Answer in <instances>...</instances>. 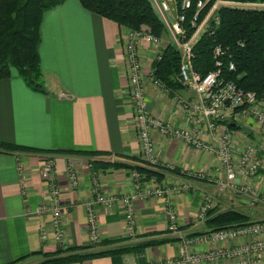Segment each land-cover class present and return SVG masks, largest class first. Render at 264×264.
Segmentation results:
<instances>
[{"label":"crops","instance_id":"0c3cea01","mask_svg":"<svg viewBox=\"0 0 264 264\" xmlns=\"http://www.w3.org/2000/svg\"><path fill=\"white\" fill-rule=\"evenodd\" d=\"M122 31L123 28L115 22L83 8L79 0H65L45 12L41 23L39 56L46 92L28 88L12 71L9 78L0 80V141L42 151L0 149V264H8L34 251L53 253L59 247L91 245L83 201L91 195L93 178L99 181L105 194L123 195L132 191V168L92 166L93 159L87 157L84 158L88 160L76 163L81 182L76 190H72L68 186L64 154L49 152L101 151L107 153L106 157H114L129 165H141L132 160L140 158V144L127 93ZM148 49L143 42L140 54L145 69L151 58ZM178 93L186 97L190 95L186 88ZM147 102L151 112L175 125H185L182 114L170 104L168 95L149 86ZM260 131L263 134L260 132L259 141H262L264 131ZM153 137L160 162L175 166L180 174H213L216 161L212 156L175 138L164 139L156 132ZM49 154L56 156L55 182L61 191L62 224L66 233L62 246L51 240H40L36 228L38 222H47L35 213V209L49 199L48 183L40 176L42 157ZM19 164L25 170L24 180L17 169ZM163 172L160 183L154 179L146 183L153 186L177 183L183 177L178 173ZM263 172L264 167L260 176ZM260 176L258 179L264 184ZM196 182L203 187L201 190L191 189L170 196L184 225L193 223L202 190L213 191L210 181ZM223 200L226 202L227 199ZM164 204L163 198L137 203L133 235L126 233L124 211L120 205L111 209L97 206L101 240L123 239L113 244L117 246L168 239ZM98 248L96 245L92 249ZM178 254L177 243L170 239L142 251L107 254L61 264H149Z\"/></svg>","mask_w":264,"mask_h":264},{"label":"built area","instance_id":"2783aa9c","mask_svg":"<svg viewBox=\"0 0 264 264\" xmlns=\"http://www.w3.org/2000/svg\"><path fill=\"white\" fill-rule=\"evenodd\" d=\"M175 7H172L171 3ZM210 0H197L196 12L190 20L193 32L186 36L183 25L185 11L191 7V0H150V3L162 23L167 41L156 37L149 30L124 29L121 34V50L124 71L128 79V97L133 110L134 126L140 144V159L151 167H165L168 171L175 166L160 162L156 151L153 133L162 138H175L188 147L212 156L216 163L212 175L204 172H188L177 183L169 182L153 186L142 180V176L133 170L132 191L128 194H105L97 179L91 181V195L83 201L87 211V230L89 242L96 245L101 241L99 218L96 207L111 209L116 204L124 211L126 233L133 235L136 224V205L151 198H163L165 205L166 232L174 239L179 254L170 258L150 262L149 264H264V219L251 220L245 224L228 226L219 230H205L207 213L217 204L225 209H233L238 203L248 207H264V188L259 172L263 168L264 140L257 144L239 138L231 123L241 118L251 117L264 131V100L253 91L239 88L232 80L221 76L223 54L221 47L213 49L216 68L201 74L192 64V47L207 29L210 21L218 24L216 13L221 5H245L262 7L264 3H240L233 0H214L206 14L199 19V12ZM148 45L151 53L149 66L144 67L140 54L142 43ZM165 44H171L180 51V66L175 79L192 93L190 98H182L176 92L170 94L164 83L155 78L152 64L161 59ZM228 69L234 65L229 62ZM149 86L170 96V104L182 114L185 125H175L160 114L148 108L147 92ZM63 96V95H61ZM65 96V95H64ZM261 104V105H259ZM68 186L76 190L81 182L77 171V158L64 155ZM54 154L42 157L40 176L48 183L49 199L35 209V213L47 220L36 225L40 240H51L57 245L65 243L63 228V210L61 191L55 182ZM113 161V160H112ZM21 180L25 179V170L18 165ZM207 180L212 184V193L202 190V200L194 221L190 225L182 224L170 196L182 192L201 190L197 183ZM220 198H226V202ZM223 202V203H222ZM237 207V206H236ZM202 226V229L199 230Z\"/></svg>","mask_w":264,"mask_h":264},{"label":"trees","instance_id":"16d2710c","mask_svg":"<svg viewBox=\"0 0 264 264\" xmlns=\"http://www.w3.org/2000/svg\"><path fill=\"white\" fill-rule=\"evenodd\" d=\"M65 0H0V80L9 78L14 69L25 85L37 92H46L44 76L40 66L39 47L41 44V23L45 12L61 5ZM180 3L181 0H176ZM214 0L199 12V19L206 14ZM240 3H264V0H233ZM86 10L107 20L115 22L124 29H147L156 37H162L164 27L155 13L150 0H79ZM197 0H191V7L185 11L183 27L186 36L194 28L190 24L196 12ZM219 22L210 21L207 29L201 34L192 47V64L201 74L216 68L213 49L221 47L223 54L218 57L222 61L221 76L232 80L246 91H253L264 100V6L252 7L245 5H221L216 11ZM232 62L234 69H228ZM180 66V51L171 44H165L161 51V59L153 61L152 68L155 78L164 83L170 94L184 88L175 76ZM0 149L6 151L41 150L0 141ZM64 155H75L93 159L91 165L112 168H132L142 176L143 181L154 179L161 182L164 172L178 173L185 177L187 173L178 172L176 167L169 171L165 167H151L140 158H132L141 165H129L122 161L110 162L107 153L87 150H60ZM205 230H219L228 226L245 224L252 219L239 211L225 209L217 211L216 207L208 211ZM123 239L101 240L96 245L81 248H58L53 253L34 251L17 258L8 264H16L31 256L40 260L31 264H61L65 262H82L85 259L114 253L142 251L145 248L170 240L156 239L140 243L114 246ZM174 241V239H171ZM80 249V251H76ZM75 250V252H70Z\"/></svg>","mask_w":264,"mask_h":264},{"label":"rangeland","instance_id":"374dc122","mask_svg":"<svg viewBox=\"0 0 264 264\" xmlns=\"http://www.w3.org/2000/svg\"><path fill=\"white\" fill-rule=\"evenodd\" d=\"M171 5H172V7H175V5H174L173 2L171 3ZM161 38L164 39L165 41L168 40V38H167V36H166L165 33H164V35ZM12 72L16 73V71L14 69H12ZM176 93H177V95L181 96L182 98H190L192 96V93L191 92H190V95L188 97L182 96L178 92H176ZM259 105H261V104H259ZM232 123L235 126L234 127L231 126L230 128L233 129V132H235V134L239 138H242L243 140H245L247 142L254 143V144H257L259 142V140L261 139L260 132L262 134H263V132L260 131L261 129L257 126V124L255 123V121L253 120V118H251V117H245V118H241L240 120L236 121V123H234V122H232ZM241 126H247V127L251 128L252 131H253V133L251 135H247L246 136V134L241 130ZM263 157H264V153L262 155V158ZM76 158H77L76 159L77 161L88 160V159L84 158L83 156L82 157L81 156H76ZM87 158H89V157H87ZM104 159H107L110 162L116 161L114 157H105ZM263 167H264V164H263ZM259 173H261V172H259ZM260 177L263 178L262 181L264 182V172H263L262 176H260ZM263 186H264V184H263ZM100 189H101V185H100ZM220 199H221V201L225 202L224 201L225 199L224 200H223V198H220ZM201 200H202V197H201ZM200 203H201V201H200ZM236 206L233 207V210H236V211H239V212H241L243 214H246V215H248L253 220H259V219H262V218L264 219V207H255V208H253V207L245 206V204H241V203H238V205H236ZM215 207H216L217 211L225 210L224 206L221 205V204H217ZM231 208L232 207H230V209ZM198 229L201 230L202 229V226H200V228H198ZM39 260L40 259H37L35 256H33V257L31 256V258L27 259L25 262L20 263V264H30V263H32L34 261H39Z\"/></svg>","mask_w":264,"mask_h":264},{"label":"water","instance_id":"95a60500","mask_svg":"<svg viewBox=\"0 0 264 264\" xmlns=\"http://www.w3.org/2000/svg\"><path fill=\"white\" fill-rule=\"evenodd\" d=\"M231 126H235L233 123L231 124ZM241 130L246 134V135H251L252 134V129L247 127V126H241Z\"/></svg>","mask_w":264,"mask_h":264}]
</instances>
